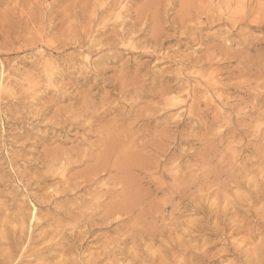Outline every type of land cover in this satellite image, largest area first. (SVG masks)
I'll return each mask as SVG.
<instances>
[{"label": "rangeland", "instance_id": "374dc122", "mask_svg": "<svg viewBox=\"0 0 264 264\" xmlns=\"http://www.w3.org/2000/svg\"><path fill=\"white\" fill-rule=\"evenodd\" d=\"M111 1L0 0V264H89L90 259L93 264H264V0ZM132 25L140 27L133 26L138 32L130 40L126 29ZM96 72L104 75L96 78ZM121 81L131 87L125 95L107 84ZM87 91L95 103L90 110L107 112L106 119L93 122L94 129L77 124L60 129L54 122ZM102 125L119 126L116 133L126 137L124 146L115 149L136 159L121 172L139 204L125 221L114 214L87 223L93 206L76 198L98 197L94 200L107 204L119 200L123 189L101 179L91 189H108L112 195L69 190L70 180L93 161L70 160L64 151H89L88 144L97 138L92 132ZM85 135L88 144H80ZM61 150L75 163L48 170L45 155ZM8 256L13 259L6 260Z\"/></svg>", "mask_w": 264, "mask_h": 264}, {"label": "bare ground", "instance_id": "6f19581e", "mask_svg": "<svg viewBox=\"0 0 264 264\" xmlns=\"http://www.w3.org/2000/svg\"><path fill=\"white\" fill-rule=\"evenodd\" d=\"M109 2H112L111 0H108ZM122 1V0H121ZM128 1V0H127ZM131 1V3H132V0H130ZM144 1V0H143ZM152 1H154V0H152ZM181 1H183V0H181ZM180 1V2H181ZM191 1V0H190ZM222 1V0H221ZM220 1V2H221ZM145 2H147L146 4H148L149 2H150V0H145ZM144 2V3H145ZM155 2V1H154ZM184 2V1H183ZM183 2H182V5H183ZM189 2V1H188ZM220 2H219V5H220ZM228 2H229V0H228ZM231 2V1H230ZM230 2H229V4H230ZM99 3V2H98ZM108 3V2H107ZM126 4H128V2H125ZM143 3V2H142ZM143 3V4H144ZM162 3V2H161ZM164 3V2H163ZM222 3V2H221ZM223 3H225L226 4V0L223 2ZM97 4V3H96ZM120 4V3H119ZM143 4L142 5H140V6H142L143 7ZM145 4V5H146ZM228 4V3H227ZM106 5H108V4H106ZM121 5V4H120ZM144 5V6H145ZM184 5H186V2H185V4ZM95 6V5H94ZM111 6V5H110ZM130 6V5H129ZM153 5H150V7H152ZM180 6H181V4H180ZM224 6V5H223ZM234 6V5H233ZM107 7V6H106ZM109 7V6H108ZM112 7V6H111ZM117 7H118V5H117ZM124 7V6H123ZM132 7V6H131ZM134 7V6H133ZM141 7V9H143ZM225 7V6H224ZM228 7V6H227ZM129 8V7H128ZM136 9H138V8H140V7H135ZM146 8H147V10H148V7L146 6ZM145 8V9H146ZM181 8V7H180ZM220 8V7H219ZM222 8V7H221ZM94 9V8H93ZM98 9V8H97ZM107 9V8H106ZM112 9V8H111ZM115 9V8H114ZM144 9V10H145ZM150 9V8H149ZM152 9V8H151ZM153 9H154V7H153ZM153 9H152V11H153ZM157 9V7L155 8V10ZM161 9H162V7H161ZM108 10H109V8H108ZM128 10V9H127ZM129 10L131 11V8H129ZM133 10V9H132ZM147 10H145L146 11V13H147ZM162 10H164V9H162ZM220 10V9H219ZM222 10V9H221ZM96 11V10H95ZM95 11L93 10V12L95 13ZM98 11H101V10H98ZM105 11H107V10H105ZM120 11V10H119ZM123 11H125V10H123ZM138 11V10H137ZM145 11H144V13H145ZM150 11V10H149ZM158 11V9L156 10V12ZM102 12V11H101ZM139 12H140V10H139ZM151 12V11H150ZM155 11H153V13H154ZM155 12V13H156ZM161 12V11H160ZM220 12V11H219ZM97 13V12H96ZM100 13V12H99ZM124 13V12H123ZM122 13V14H123ZM126 13V12H125ZM127 13H128V11H127ZM137 13V12H136ZM149 13V12H148ZM163 13V12H162ZM164 13H165V11H164ZM208 13H213V12H208ZM121 14V15H122ZM143 14V13H142ZM157 14V13H156ZM187 15H188V13H186ZM186 14H184V15H186ZM244 14H245V12H244ZM125 15V14H124ZM152 15V14H151ZM186 15V16H187ZM206 15V17L208 16L207 14H205ZM216 15H218V14H216ZM229 16H230V14H228ZM128 15H126V17H127ZM141 16V15H140ZM143 16V15H142ZM161 16V15H160ZM183 16V15H182ZM185 16V17H186ZM209 16H210V14H209ZM212 16H214L213 14H212ZM219 16V15H218ZM221 16V15H220ZM219 16V17H220ZM228 16V17H229ZM232 16V15H231ZM120 17H122V16H120ZM131 17H133V16H131ZM149 17L151 18V16L149 15ZM149 17H147L148 19H149ZM156 17H157V15H156ZM217 17V16H216ZM122 18H124V17H122ZM122 18H120V19H122ZM136 18V17H135ZM137 18H138V16H137ZM141 18V17H140ZM153 19H154V21H156V18H155V16L153 15V17H152ZM165 18V17H164ZM212 18V17H211ZM227 18V17H226ZM129 19V18H128ZM132 19V18H131ZM145 19V18H144ZM179 19H180V17H179ZM207 19V18H206ZM205 19V20H206ZM216 19V18H215ZM221 19V18H220ZM220 19H216L215 21L217 22H219V20ZM123 20V19H122ZM132 20H136V21H139L140 19H132ZM150 21L152 20V19H149ZM165 20V19H164ZM166 20H168V19H166ZM180 20H183V19H180ZM208 21H211V20H209V19H207ZM116 21H118V20H116ZM121 21V20H120ZM129 21V20H128ZM153 21V20H152ZM151 21V22H152ZM153 21V22H154ZM184 21V20H183ZM95 22V21H94ZM124 22V21H123ZM123 22H121V26L122 25H124L123 24ZM140 22V21H139ZM143 21L141 20V23H142ZM160 22V21H159ZM164 23L166 22V21H163ZM180 22V21H179ZM211 22H213V21H211ZM92 23V22H91ZM108 23V22H107ZM118 23V22H117ZM135 23V22H134ZM140 23V24H141ZM146 23V22H145ZM162 25H164V23H162V22H160ZM159 23V24H160ZM114 24H116V23H114ZM119 24V23H118ZM127 24V23H126ZM139 24V25H140ZM147 24H149V23H147ZM180 24V23H179ZM128 25V24H127ZM138 25V26H139ZM151 25V24H150ZM155 25V24H154ZM153 25V26H154ZM167 25V24H166ZM181 25V24H180ZM183 25V24H182ZM119 26H120V24H119ZM133 26L134 25H132L130 28H129V30L127 31V29H126V32H128V36L127 37H125V38H129L130 36V40H131V38L133 37L132 36V34L133 35H136V33L138 32V31H134L133 32ZM135 26H137V25H135ZM135 26H134V28H135ZM138 26L136 27V29L138 30ZM141 26V25H140ZM139 26V27H140ZM152 26V27H153ZM169 26V25H168ZM183 26H185V23H184V25ZM183 26H181L182 28H183ZM187 26V25H186ZM115 27V26H114ZM117 27V26H116ZM149 28L151 27V26H148ZM76 28V27H75ZM101 28V27H100ZM99 28V29H100ZM125 28V27H124ZM124 28H123V30H122V32H124ZM159 28V32H158V35H159V33H160V27H158ZM104 29V28H103ZM102 29V30H103ZM144 29V28H143ZM146 29H147V27H146ZM152 29V28H151ZM153 29H154V27H153ZM152 29V30H153ZM120 30V29H119ZM151 30V31H152ZM106 32H107V29L105 30ZM103 32V33H106V32ZM145 31V30H144ZM191 31H194V30H192L191 29ZM80 32V31H79ZM125 32V33H126ZM148 32V31H147ZM152 32H154V30L152 31ZM152 32L151 33H148V34H151L152 35ZM157 32V31H156ZM161 32H163V30L161 31ZM197 32V31H196ZM196 32H195V34H196ZM96 33V32H95ZM102 33V34H103ZM194 33V32H193ZM192 32H190V35L191 34H193ZM53 34V33H52ZM87 34V33H86ZM85 34V35H86ZM124 33H120V36H122ZM194 34V35H195ZM63 35V34H62ZM83 35V34H82ZM84 35V36H85ZM99 35V34H98ZM114 35V34H113ZM127 34H125V36H126ZM140 35V34H139ZM144 35V34H143ZM147 35V34H146ZM166 35V34H165ZM56 36V35H55ZM110 36V35H109ZM118 36V35H117ZM124 36V35H123ZM122 36V37H123ZM140 36H142V35H140ZM145 36V35H144ZM82 37V36H81ZM98 37V36H97ZM116 37V36H115ZM122 37H120V39L122 38ZM136 37V36H135ZM138 37V36H137ZM136 37V38H137ZM148 37V36H147ZM152 37V36H151ZM157 37V36H156ZM65 38H66V36H65ZM117 38H119V37H117ZM142 38V37H141ZM140 38V39H141ZM191 38V37H190ZM194 38V37H193ZM112 39H114V38H112ZM119 39V40H120ZM110 40V39H109ZM122 40V39H121ZM127 39H125V41H126ZM145 40V39H144ZM152 40H154L153 38H152ZM60 41V40H59ZM83 41V40H82ZM93 41H95V40H93ZM114 41H116V39L114 40ZM145 41H147V38H146V40ZM155 41H156V39H155ZM160 41V40H159ZM159 41H156V42H158L159 43ZM162 41V40H161ZM188 41H189V39H188ZM72 42V41H71ZM81 42V41H80ZM117 42V41H116ZM132 42V41H131ZM142 43H141V45L143 44V41H141ZM130 43V42H129ZM140 43V42H139ZM145 43V42H144ZM149 43V42H148ZM151 43V42H150ZM154 43V42H153ZM161 43V42H160ZM118 44H119V42H118ZM127 44H128V41H127ZM146 44V43H145ZM152 44V43H151ZM102 45V44H101ZM100 45V46H101ZM111 45V44H110ZM110 45H109V47H110ZM117 45V44H116ZM149 45V44H148ZM154 45H155V43H154ZM97 46H99V45H97ZM104 46V45H103ZM103 46H101V47H103ZM108 46V45H107ZM122 46H123V44H122ZM121 46V47H122ZM138 46H140V44H138ZM157 46H158V44H157ZM246 46V45H245ZM92 47V46H91ZM101 47H99L100 48V50H101ZM113 47V46H112ZM248 47V46H247ZM98 48V49H99ZM106 48V47H105ZM113 48H115V47H113ZM153 47H151V49H152ZM160 48V47H159ZM158 48V49H159ZM230 48H231V46H230ZM107 49V48H106ZM150 49V48H149ZM88 50V49H87ZM157 50V49H156ZM160 50V49H159ZM218 50V49H217ZM236 50V49H235ZM243 50V49H242ZM246 50V49H245ZM110 51L111 50H109V53H110ZM113 51V50H112ZM161 51V50H160ZM223 50H221V51H218V52H222ZM118 52V51H117ZM157 52V51H156ZM223 52H225V55L227 54L226 53V51H223ZM240 52V51H239ZM239 52H237V53H239ZM242 52V51H241ZM113 53V52H112ZM116 53V52H115ZM236 52L234 53V55L235 54H237ZM244 53V52H243ZM242 53V54H243ZM147 54H148V52H147ZM157 54H158V52H157ZM211 54V53H210ZM159 55V54H158ZM215 55V54H214ZM232 55V54H231ZM247 55V54H246ZM211 56V55H210ZM233 56V55H232ZM241 56V55H240ZM239 56V57H240ZM107 57V56H106ZM214 57V56H213ZM212 57V58H213ZM105 58V57H104ZM211 58V57H210ZM210 58H209V61H210ZM212 58H211V60H212ZM107 59V58H106ZM111 59V58H110ZM109 59V60H110ZM113 60V59H112ZM104 61V60H103ZM79 62V61H78ZM258 62V61H257ZM95 63V62H94ZM98 63V62H97ZM112 63H114V62H112ZM263 64V63H262ZM84 65V64H83ZM98 65V64H97ZM120 67H122V66H120ZM87 69V68H86ZM97 69V68H96ZM96 69H95V67H94V69L93 70H95L96 71ZM111 69H112V67H111ZM250 69V68H249ZM107 70V69H106ZM113 70V69H112ZM240 70V69H239ZM30 71V70H29ZM85 71H87V70H85ZM101 71V70H100ZM92 72V71H91ZM140 72V71H139ZM251 72V71H250ZM32 73V72H31ZM111 73V72H110ZM113 73V72H112ZM127 73V72H126ZM133 72H131V74H132ZM215 73V72H214ZM249 73V72H248ZM82 74H84V73H82ZM92 74V73H91ZM109 74V73H108ZM107 74V75H108ZM130 74V73H129ZM255 74V73H254ZM85 75V74H84ZM99 75H100V73L99 72H96L95 74H94V77H99ZM103 75H104V73H103ZM103 75H101V77L103 76ZM106 75V74H105ZM124 75V74H123ZM127 75V74H126ZM90 76V75H89ZM109 77H110V75H108ZM111 76H113L112 74H111ZM138 76V75H137ZM101 77H99V79L101 78ZM114 77V76H113ZM124 76H122V78H123ZM105 78H107V77H105ZM112 78V77H111ZM121 78V79H122ZM127 78V77H126ZM140 78V77H139ZM138 77H137V79H139ZM37 79V78H36ZM84 79V78H83ZM92 79V78H91ZM120 79V78H119ZM118 79V80H119ZM125 79V78H124ZM129 79V78H128ZM131 79L133 80V78H132V76H131ZM51 80V79H50ZM102 80V79H101ZM110 80V79H109ZM116 80V79H115ZM256 80V79H255ZM43 81V80H42ZM92 81V80H91ZM113 81V80H112ZM125 81V80H124ZM128 81V80H127ZM136 81V80H135ZM252 81V80H251ZM90 82V81H89ZM103 82V81H102ZM85 83V82H84ZM112 82H107V84H109V86H110V88L112 87L113 88V90L114 89H118V91H120L119 93H121V94H124V93H127L130 89L129 88H131V87H128L129 86V83H126V84H123L122 83V81H121V83H119V84H117V82L115 83V84H111ZM130 83H132V81L130 80ZM152 83V82H151ZM97 84H98V82H97ZM138 84V83H137ZM84 85V84H83ZM139 85V84H138ZM145 85H147V84H145ZM94 86V85H93ZM132 86V85H131ZM135 86H136V84H135ZM135 86L133 87V88H135ZM237 86V85H236ZM140 87V90H141V87H142V85L141 86H138V88ZM89 88V87H88ZM95 88V87H94ZM167 88V87H166ZM86 89H87V87H86ZM144 89V88H143ZM164 89V88H163ZM162 89V90H163ZM171 89V88H170ZM182 89V88H181ZM88 90V89H87ZM139 90V89H138ZM140 90H139V92H140ZM195 90V89H194ZM84 91V90H83ZM86 91V90H85ZM84 91V92H85ZM106 91V90H105ZM134 91H137L136 90V88H135V90ZM133 91V92H134ZM167 91V90H166ZM91 92V91H90ZM111 92V91H110ZM114 92V91H113ZM131 92V91H130ZM138 92V93H139ZM148 92V91H147ZM154 92V91H153ZM161 93H162V91H160ZM159 92V93H160ZM164 92V91H163ZM192 92V91H191ZM117 93V92H116ZM118 93V94H119ZM132 93V92H131ZM130 93V94H131ZM136 93V92H135ZM142 93H143V91H142ZM149 93V92H148ZM156 93V92H155ZM157 93H158V91H157ZM202 93V92H201ZM100 93H97V96L99 95ZM103 94H104V92H103ZM129 94V95H130ZM134 94V93H133ZM143 94H147L146 92L145 93H143ZM101 95V94H100ZM99 95V96H100ZM125 95V94H124ZM137 95V94H136ZM139 95V94H138ZM151 95V94H150ZM162 95H164V94H162ZM204 95V94H203ZM203 95H201V96H203ZM96 96V95H95ZM144 96V95H143ZM157 96V95H156ZM155 96V97H156ZM29 97V96H28ZM93 97V96H92ZM102 97H104V96H101V98L99 99L100 100V102L99 103H101V100H102ZM123 97V96H122ZM125 97L126 96H124V100H125ZM127 97H129V96H127ZM160 97V96H159ZM78 98V97H77ZM94 98V97H93ZM92 98V99H93ZM99 98V97H98ZM195 98V97H194ZM197 98H199V97H197ZM202 98V97H201ZM200 98V99H201ZM82 101L78 98L77 99V101H76V104H74V105H72V106H70V107H68L67 109H65L64 111H63V113H67V114H64V115H62L60 118L58 117V119L54 122L60 129H62L63 130V128L64 127H66V126H68L69 127V124H77V125H79V126H82V125H86L87 126V128H93V126L91 127V124L94 122V126H95V123H96V121L98 122H100V121H104V119H106V113L107 112H103V113H98V112H94V109H93V111H92V109L90 110V107H92L93 106V104H95L94 103V101L91 99V96L89 95V91H87L83 96H82ZM96 99V98H95ZM104 99V98H103ZM109 99H111L110 97H109ZM143 99V98H142ZM199 99V100H200ZM127 100V99H126ZM141 100V99H140ZM194 100V99H193ZM206 100V99H205ZM106 101V100H105ZM195 101V100H194ZM81 102V107H79V108H75L74 106L75 105H77V104H79ZM122 102H123V100H122ZM121 102V103H122ZM138 102V101H137ZM197 102H199L198 101V99H197ZM196 102V103H197ZM75 103V102H74ZM106 103H107V101H106ZM98 104V103H97ZM96 104V105H97ZM108 104V103H107ZM110 104H111V102H110ZM108 105V107L109 106H111V105ZM112 104H114V102H112ZM125 104V103H124ZM128 104H130V103H128ZM133 103H131V105H132ZM174 104V103H173ZM138 105V104H137ZM168 105V104H167ZM166 105V106H167ZM95 106V105H94ZM104 106V105H103ZM114 106V105H113ZM117 105H115V107H116ZM190 106V105H189ZM189 106H187V107H189ZM196 106H197V104H196ZM97 107V106H96ZM101 107V106H100ZM115 107L113 108V109H115ZM117 107H119V106H117ZM124 107H126V106H123V108ZM134 108H135V106H133ZM152 107V106H151ZM171 107V106H170ZM74 108H75V111H74ZM169 108V107H168ZM190 108V107H189ZM188 108V109H189ZM191 108H193V106L191 107ZM97 109V108H96ZM121 109V108H120ZM62 110V109H61ZM98 111L100 110L99 109V107H98V109H97ZM96 110V111H97ZM104 110V109H103ZM102 110V111H103ZM124 110V109H123ZM127 110V109H126ZM148 110V109H147ZM151 110V109H150ZM149 110V111H150ZM155 110V109H154ZM106 111H107V109H106ZM113 111V110H112ZM111 111V109L109 108V112L111 113L112 112ZM132 111H133V109H132ZM137 111H138V109H137ZM137 111H135L136 113H137ZM140 111H141V109H140ZM156 111V110H155ZM154 111V112H155ZM191 111V110H190ZM60 112V111H59ZM118 112V111H117ZM120 112V111H119ZM125 112V111H124ZM123 112V113H124ZM128 113H129V110L127 111ZM143 112V111H142ZM142 112H140V113H142ZM145 112H146V110H145ZM153 112V113H154ZM58 113V112H57ZM113 113V112H112ZM131 113V112H130ZM129 113V114H130ZM150 113H152V111H150ZM149 113V114H150ZM115 114H116V112H115ZM125 114V113H124ZM134 114V113H133ZM108 115V114H107ZM111 115V114H110ZM109 115V116H110ZM119 114H117V116H118ZM123 115V114H122ZM127 115V114H126ZM139 115V114H138ZM154 115H155V113H154ZM130 116V115H129ZM135 115H133V117H134ZM136 116H137V114H136ZM134 117V119L136 118L137 119V117ZM141 116V115H140ZM113 117H114V113H113ZM113 117H112V119H113ZM116 117V116H115ZM139 117V116H138ZM143 117V116H142ZM118 118V117H117ZM141 118V117H140ZM152 118V117H151ZM111 119V118H110ZM111 119V120H112ZM133 119V120H134ZM143 119V118H142ZM173 119V118H172ZM126 120V119H125ZM114 122H115V120H113ZM117 121V120H116ZM119 121H121V120H119ZM110 122V121H109ZM127 122V124H128V120L126 121ZM130 122H132V119L130 120ZM129 122V123H130ZM116 123V122H115ZM117 123H120V122H117ZM121 123H123V121L121 122ZM137 123H138V121H137ZM148 123V122H147ZM177 123V122H176ZM113 124V123H112ZM127 124H125L126 125V129H127ZM134 124V123H133ZM98 125H99V123H98ZM100 125H101V123H100ZM103 125H105V124H103ZM99 126V128H95V130H94V132H92V133H96L97 134V138H96V140H95V142L93 143H87L86 141L88 140L87 138H88V136L87 135H85L84 136V139H81L80 140V144L81 143H83V144H88V146L90 147H88L89 148V151L88 150H81L80 151V149L79 148H77L76 150H74V147H73V149L71 150L70 148V150H68V151H64V152H66V155H68L69 157H70V160L72 159L73 160V158H80L81 159V161L80 162H87L86 164H88V161H93V163L91 164V165H86V167L84 166V163H83V166L85 167L84 168V170H83V173L81 172V175H76L74 178H72V180H70V182L67 184L68 186H67V188L69 189V190H80V189H82L81 191H83V189H87L88 190V193H91V192H94V189H91V186H95L96 184L98 185V183H99V180H101V179H107V180H110L111 181V183L112 184H114V186L116 185V188H117V185H120L122 188H120L121 190L123 189V194L121 195V197H120V199L118 200L117 198H115V199H117V201H110L109 199H108V202H107V204H105V202H104V204L103 203H101L100 202V200H94V199H97L98 197L97 196H104V198H105V196H107V195H112L113 193L111 192V191H109L108 189H106V191L104 192V191H102L103 192V194H102V192H101V190L99 189V190H95V192H96V194H95V192H94V194L95 195H97V196H95V197H97V198H90L89 200H87V199H84V200H82V199H80V198H76V199H79V201H80V203H82L83 205L86 203L87 205H89V206H93V207H90V208H92L93 209V212L91 213V211H90V215L85 219L86 221H87V223L88 222H90L91 223V221L90 220H92V221H94V220H99V221H106V220H108V219H111V216L112 215H114V214H120L121 216H124V218H122V221L126 218L125 216L126 215H130V214H134L133 212H134V209H136V207H138L137 205L139 204V200L137 199V197L136 196H133V194H132V192H133V190H132V192H131V184H130V179L128 180V178H127V176H126V174L124 173V172H121L122 170H124V169H126L125 167L126 166H128V168L132 165V161H131V159H135V158H133V157H127L128 155H126V154H121V152H122V148H119V150H117L116 151V145L117 144H123L124 142H127V140H125V136L123 137V134H122V137H121V135H119L118 133H116V131H118V130H120V128H119V126H121L120 124H119V126H118V129L117 128H115V126H114V129H111V127L113 126V125H111L110 126V128H107L108 126ZM106 125H108V124H106ZM56 126V127H57ZM78 126V127H79ZM128 126H129V124H128ZM141 126V125H140ZM168 126V125H167ZM71 127V126H70ZM83 127V126H82ZM97 127V126H96ZM102 127V128H101ZM124 125H123V130H124ZM138 127V126H137ZM85 128V127H84ZM146 128V127H145ZM66 129V128H65ZM81 129V128H80ZM86 129V128H85ZM94 129V128H93ZM131 129H133V126H132V128ZM137 129V128H136ZM146 129H148V128H146ZM74 130V129H73ZM91 130V129H90ZM139 130V129H138ZM75 131V130H74ZM82 131H84L85 132V130H82ZM133 131V130H132ZM144 131V130H143ZM150 131V130H149ZM79 132H81L80 130H79ZM126 132V131H125ZM128 132H130V134H131V131H130V129H129V131ZM141 132V131H140ZM147 132V131H146ZM153 132V131H152ZM86 133V132H85ZM89 133V135H92V133L90 134V132H88ZM133 133H136V132H133ZM126 134H127V132H126ZM125 134V135H126ZM140 134V133H139ZM148 134H150V133H148ZM80 135H83V134H80ZM128 135H129V133H128ZM134 135V134H133ZM141 135H145V133L143 134H141ZM141 135L140 136H137V138H140L141 137ZM130 136V135H129ZM153 136V135H152ZM155 136V135H154ZM94 137V136H93ZM145 137V136H144ZM148 137V136H147ZM151 137V136H150ZM82 138V137H81ZM91 138H92V136H91ZM91 138H89V139H91ZM129 138V137H128ZM131 138H132V136H131ZM146 138V137H145ZM78 139V138H77ZM155 139V138H154ZM143 140V139H142ZM145 140V139H144ZM93 141V140H92ZM138 141V140H137ZM148 141V140H147ZM89 142V141H88ZM130 142V141H129ZM148 143H149V141H148ZM143 144V143H142ZM141 144V145H142ZM146 144V143H145ZM144 144V145H145ZM154 144V143H153ZM78 144H76V146H77ZM137 145H138V143H137ZM143 145V146H144ZM148 145V144H147ZM120 146V145H119ZM123 146H124V144H123ZM78 147V146H77ZM81 147V146H80ZM84 147H85V145H84ZM133 147V146H132ZM134 147H136V146H134ZM149 147V146H148ZM152 147V146H151ZM170 147V146H169ZM85 148H87V147H85ZM142 148V147H141ZM140 147H139V149H141ZM161 148V147H160ZM83 149V148H82ZM136 149V148H135ZM134 149V150H135ZM144 149V148H143ZM142 149V150H143ZM145 149H147L146 147H145ZM144 149V150H145ZM134 150H133V152H134ZM137 150V149H136ZM135 150V151H136ZM148 150V149H147ZM87 151V152H86ZM129 151V150H128ZM54 153H52V152H50V153H48V154H46L45 155V161H46V166L48 167V166H54V169L55 168H57V167H55L56 165L58 166V165H64V166H70L71 164H73V163H75V162H71V161H68V158H65V157H67L66 155H65V157H64V155L62 154V150H61V153H59V151H53ZM127 152V151H126ZM153 152V151H152ZM124 153V152H123ZM128 153V152H127ZM138 153V152H137ZM133 154V153H132ZM141 155V154H140ZM136 156V155H135ZM145 156V155H144ZM152 159V158H151ZM43 160H44V158H43ZM77 160V159H76ZM76 160H74V161H76ZM136 160V159H135ZM44 161V162H45ZM63 163H62V162ZM79 161V160H78ZM152 161V160H151ZM43 162V161H42ZM59 162H61V163H59ZM76 163H77V161H76ZM137 163V162H136ZM158 163V162H157ZM45 164V163H44ZM154 164V163H153ZM152 164V165H153ZM137 165V164H136ZM45 166V167H46ZM77 166V165H76ZM147 166V165H146ZM155 166V165H154ZM46 167V168H47ZM51 167V168H52ZM59 167V166H58ZM150 167V166H149ZM149 167H148V169H149ZM157 167H158V165H157ZM49 168V167H48ZM60 168V167H59ZM67 168V167H66ZM69 168H71V167H69ZM80 168V167H79ZM72 169V168H71ZM81 169H82V166H81ZM80 169V170H81ZM134 169V168H133ZM139 169V168H138ZM151 169V168H150ZM152 169H154L155 170V168L153 167ZM156 169H158V168H156ZM48 170H50L51 171V169L49 168ZM47 170V171H48ZM137 170V169H136ZM50 171H48L49 173H50ZM52 171H53V169H52ZM66 171H67V169H66ZM56 173H57V171H55ZM133 172H135V170L133 171ZM56 173H55V175H56ZM59 173V172H58ZM66 173V172H65ZM78 174L80 173V171H78L77 172ZM76 173V174H77ZM138 173H140L139 171H138ZM141 173H143V171L141 172ZM60 174V173H59ZM67 174V173H66ZM133 174V173H132ZM62 175V174H61ZM75 175V174H74ZM135 175H137V172H136V174ZM147 175H149V174H147ZM145 176V175H144ZM61 177V176H60ZM147 177V176H146ZM134 178V177H133ZM149 178H150V176H149ZM63 179V178H62ZM76 179H80L78 182H77V180ZM61 180V179H60ZM65 180H66V177H65ZM65 180H64V182H65ZM151 182H153V181H151ZM103 183H104V181H103ZM142 183V182H141ZM141 183H140V185L139 186H141ZM175 183V182H174ZM135 184V183H134ZM137 184V183H136ZM149 184V183H148ZM147 184V185H148ZM154 184V183H153ZM108 185V184H107ZM110 185V184H109ZM66 186V185H65ZM65 186H62V187H64L65 188ZM143 186V185H142ZM180 186V185H179ZM106 187V186H105ZM133 187V186H132ZM63 188V189H64ZM95 188V187H94ZM97 188V187H96ZM115 188V187H114ZM159 188V187H158ZM157 188V189H158ZM90 189V190H89ZM119 189V188H118ZM155 190H156V188H154ZM160 189H162V188H160ZM171 189V188H170ZM68 190V191H69ZM117 190V189H116ZM115 190V191H116ZM120 190V191H121ZM177 190V189H176ZM179 190V189H178ZM181 190V189H180ZM56 191H57V189H56ZM67 191V190H66ZM80 191V192H81ZM114 191V192H115ZM149 191V190H148ZM154 191V190H153ZM157 191V190H156ZM161 191V190H160ZM166 191V190H165ZM164 191V192H165ZM63 192V191H62ZM85 192H86V190H85ZM135 192V191H134ZM155 192V191H154ZM163 192V191H162ZM161 192V193H162ZM67 193H70V192H67ZM83 194H84V192H82ZM117 193V192H116ZM118 194H119V192H118ZM118 194H114V196L116 195V197H117V195ZM74 195V194H73ZM76 195H77V193H76ZM93 195V194H92ZM135 195V194H134ZM81 196V195H80ZM83 196V195H82ZM81 196V197H82ZM86 196H87V194H86ZM85 196V197H86ZM108 196V197H109ZM150 196V195H149ZM176 196H178V195H176ZM180 196V195H179ZM108 197H106V198H108ZM119 197V196H118ZM141 197V196H140ZM75 197L73 196V199H74ZM99 199V198H98ZM173 199V198H172ZM171 199V200H172ZM112 200V199H111ZM147 200V199H146ZM78 201V200H77ZM77 201H75V202H77ZM150 201V200H149ZM173 201V200H172ZM142 202V201H141ZM148 202V201H147ZM171 202V201H170ZM175 202V201H174ZM79 203V202H78ZM79 203V204H80ZM141 204V203H140ZM148 205V204H147ZM147 205H145V206H147ZM166 205V204H165ZM80 206V205H79ZM86 206V205H85ZM175 206V205H174ZM81 207V206H80ZM83 207V206H82ZM148 208H151V207H149L148 206ZM72 209V208H71ZM82 209H86V208H82ZM157 209V208H156ZM160 209V208H159ZM164 209V208H163ZM137 210V209H136ZM162 210V209H161ZM76 211V210H75ZM141 211V210H140ZM85 212V211H84ZM98 212V213H97ZM102 212V215L99 217V219H95V217H94V215H97V214H99V213H101ZM78 213V212H77ZM88 213V212H87ZM142 213V212H141ZM151 212H149V214H150ZM174 213V212H173ZM84 214V213H83ZM144 214H146V213H144ZM152 214V213H151ZM156 214V213H155ZM79 215V214H78ZM81 215V214H80ZM132 215H131V217H132ZM137 215L138 214H136V217H137ZM153 215V214H152ZM115 216V215H114ZM135 216V215H134ZM154 216V218H155V215H153ZM86 217V216H85ZM128 217V216H127ZM135 217V218H136ZM139 217V216H138ZM142 215H141V219H142ZM157 217V216H156ZM129 218V217H128ZM143 218H145V217H143ZM83 219V218H82ZM81 219V220H82ZM120 219V218H119ZM118 219V220H119ZM132 219H133V217H132ZM140 219V220H141ZM157 219V218H156ZM155 219V220H156ZM77 220V219H76ZM75 220V221H76ZM116 220V219H115ZM128 221H130L129 219H127ZM134 220V219H133ZM125 221V220H124ZM135 221V220H134ZM138 221V220H137ZM149 221V220H148ZM157 221V220H156ZM118 222H120V221H118ZM131 222V221H130ZM77 223V222H76ZM93 223V222H92ZM141 223V221H139L138 222V224L139 225H142V224H140ZM161 223H163V222H161ZM127 224H128V227H130L129 226V222H127ZM164 224V223H163ZM169 224V223H168ZM32 225V224H31ZM123 225L125 226V224L123 223ZM132 225V224H131ZM144 225V224H143ZM149 225V224H148ZM34 226V225H33ZM127 226V225H126ZM160 226H162V225H160ZM160 226H159V228H160ZM35 227V226H34ZM77 227V226H76ZM132 227H134V225L132 226ZM136 227V226H135ZM134 227V228H135ZM142 227V226H141ZM164 227H165V225H164ZM91 228V227H90ZM137 229H138V227H136ZM144 228V227H143ZM150 228V227H149ZM125 229V228H124ZM133 229V228H132ZM142 229V228H141ZM140 229V230H141ZM152 229V228H151ZM156 229V228H155ZM131 230V229H130ZM145 229H143V231H144ZM148 230V229H147ZM162 230V229H161ZM160 230V231H161ZM164 230V229H163ZM91 231V230H90ZM123 231V230H122ZM128 231H129V229H128ZM139 231V230H138ZM149 232H150V230H148ZM148 231H145V232H148ZM152 231V230H151ZM153 231L155 232V231H158V228H157V230H154V228H153ZM175 231V230H174ZM86 232V231H85ZM124 232V231H123ZM123 232H122V234H123ZM133 232V231H132ZM130 233V232H129ZM138 232H137V230H136V234H137ZM140 233H144V232H140ZM153 233V232H152ZM152 233H151V235H152ZM164 233V232H163ZM79 234V233H78ZM122 234H120V237L122 236ZM125 234H128V233H125ZM131 234H133V233H131ZM146 234V233H145ZM148 234V233H147ZM160 234V233H159ZM162 234V233H161ZM140 235V234H139ZM138 235V236H139ZM155 235V234H154ZM163 235V234H162ZM123 236H125V235H123ZM142 236V235H141ZM147 236V235H146ZM16 237V236H15ZM126 237V236H125ZM131 237H132V235H131ZM149 237V236H148ZM151 237V236H150ZM18 238V237H17ZM29 238V237H28ZM80 238V237H79ZM139 239H140V236L138 237ZM29 239H31V238H29ZM139 239H138V241H139ZM146 239V238H145ZM20 240V239H19ZM22 240V239H21ZM20 240V241H21ZM117 240V239H116ZM124 240V239H123ZM130 240V239H129ZM137 240V239H136ZM136 240H134V241H136ZM141 240H144V239H142V237H141ZM149 240V239H148ZM168 240V239H167ZM28 241V240H27ZM121 241H122V239H119L118 240V242H120L121 243ZM127 241V240H126ZM125 241V242H126ZM144 241H147V240H144ZM151 241H152V239H151ZM15 242V241H14ZM115 242V241H114ZM137 242V241H136ZM119 243V244H120ZM124 243V242H123ZM132 243H133V241H132ZM135 243V242H134ZM133 243V244H134ZM140 243H141V241H140ZM143 243V242H142ZM17 244V243H16ZM20 244V243H19ZM122 244V243H121ZM169 244V243H168ZM167 244V245H168ZM27 245V244H26ZM137 245H138V243H137ZM137 245H136V247H137ZM141 244H139V246H140ZM143 245V244H142ZM22 246V245H21ZM20 246V249L21 248H23V247H21ZM110 246V245H109ZM17 247V246H16ZM105 247V246H104ZM113 247V246H112ZM122 247V246H121ZM135 247V248H136ZM142 247V246H141ZM165 247V246H164ZM11 248V247H10ZM19 249V248H18ZM19 249V250H20ZM24 249H25V247H24ZM30 249V248H29ZM104 249V248H103ZM103 249H102V253H101V255L103 254ZM105 249H106V247H105ZM109 249H111V248H109ZM148 249V248H147ZM146 249V250H147ZM168 249V248H167ZM167 249L165 248V250L167 251ZM26 250V249H25ZM108 250V249H107ZM106 250V251H107ZM124 250V249H123ZM137 250V249H136ZM18 251V250H17ZM29 251H31V250H29ZM29 251H27V252H29ZM72 251V250H71ZM106 251H105V253H106ZM114 251V250H113ZM122 251V250H121ZM108 252H110V251H108ZM171 252V251H170ZM17 253V252H16ZM31 253H33V252H31ZM163 253V252H162ZM161 253V255H163ZM13 254V253H12ZM18 254V253H17ZM25 254V253H24ZM29 254V253H28ZM37 254V253H36ZM113 254V253H112ZM166 254V253H165ZM167 254H168V252H167ZM6 255H8V254H6ZM25 255H27V254H25ZM38 255V254H37ZM36 255V256H37ZM107 255V254H106ZM109 255V254H108ZM151 255H153V254H151ZM151 255H150V257H151ZM15 256V255H14ZM20 256V255H19ZM30 256V255H29ZM44 256V255H43ZM100 256V255H99ZM154 256V255H153ZM164 256V255H163ZM163 256H161V257H163ZM3 257V256H2ZM31 257H32V255H31ZM40 257V256H39ZM97 257H98V255H97ZM149 257V258H150ZM160 257V256H159ZM17 258V256L15 257V259ZM22 258H25V257H22ZM27 258H29V257H27ZM156 258V257H155ZM164 258V257H163ZM11 259H13V257H11V256H8L7 257V259L6 260H11ZM18 259V258H17ZM20 260H22L21 259V257H20ZM20 260H18V261H20ZM28 260H31V259H28ZM96 260H97V258H96ZM133 260V259H132ZM131 260V261H132ZM157 260V259H156ZM163 260V259H162ZM17 261V262H18ZM93 261V260H92ZM91 261V259L89 260V264H93V263H90V262H92ZM6 262V261H5ZM14 262V261H13ZM95 262V261H94ZM153 262V261H152ZM164 262H165V260H164ZM164 262H161V264H163ZM3 263V262H2ZM7 263V262H6ZM8 264V263H7ZM30 264V263H29ZM83 264V263H82ZM97 264V263H96ZM152 264V263H151ZM165 264V263H164Z\"/></svg>", "mask_w": 264, "mask_h": 264}]
</instances>
